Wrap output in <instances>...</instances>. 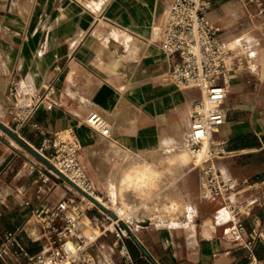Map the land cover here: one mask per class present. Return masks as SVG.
I'll return each mask as SVG.
<instances>
[{
  "label": "crops",
  "instance_id": "0c3cea01",
  "mask_svg": "<svg viewBox=\"0 0 264 264\" xmlns=\"http://www.w3.org/2000/svg\"><path fill=\"white\" fill-rule=\"evenodd\" d=\"M210 1L208 17L214 23L232 34L248 30V36L262 43V49L251 54L255 74L236 73L230 80L226 120L215 135L226 139L230 154L215 164L234 185L232 200L242 209L236 219L250 227L258 218L264 226V0L261 15L247 0ZM168 3L0 0V122L33 148L41 140L31 129L34 123L44 128V135L73 130L81 143L79 161L95 195L111 206L112 191L115 204L128 210L129 223L122 221L145 250L127 241L137 264H245L244 251L225 238L229 217L217 199L197 194L187 210L170 217L171 198L185 197L170 196L172 182L166 176L161 213L153 208V178L143 188H129L125 181L133 168H147L155 175L150 168L158 162L157 153L173 147L184 163L182 155L190 151L189 110L196 91L177 89L165 79L176 59L158 47ZM57 75L61 107L47 111L38 105L20 127L14 117L17 110L10 114L8 109L31 107L33 94ZM10 80L17 99L5 94ZM91 112L103 117L108 137L83 123ZM176 161L180 163L179 158ZM70 195L74 191L67 183L45 171L40 161L0 130V241L3 233L20 230L27 252H38L42 229L31 212L41 205L54 207ZM88 214L105 223L97 209ZM110 242V236L101 237L89 249L98 259L111 258L119 264ZM255 254L264 264V248L256 246Z\"/></svg>",
  "mask_w": 264,
  "mask_h": 264
},
{
  "label": "built area",
  "instance_id": "2783aa9c",
  "mask_svg": "<svg viewBox=\"0 0 264 264\" xmlns=\"http://www.w3.org/2000/svg\"><path fill=\"white\" fill-rule=\"evenodd\" d=\"M247 3L257 7V15L263 13L262 0H247ZM210 8V0H169L158 47L176 59L165 79L177 89L196 91L189 110L188 147L193 158L191 169L199 173V191L217 199L226 210L229 226L224 232L225 238L244 251L245 264H262L256 257L255 248L258 245L264 248V226L258 218L253 219L254 224L250 227L236 219L242 209L233 203L234 185L223 177L215 164L216 159L230 154L226 150V139L215 138L226 120L224 104L230 80L236 73L255 74L257 64L251 54L254 49H262V43L259 39L249 43L248 30L232 34L214 23L208 17ZM248 21L253 22V17ZM232 40L236 42L232 43ZM60 82L61 77L57 75L43 85L33 94L31 107L8 109L10 114L13 109L17 110L14 117L20 127L27 124L38 105L47 111L61 107L57 90ZM15 86L10 80L5 91L7 97L17 99ZM19 99L22 101V97ZM83 123L108 137L105 120L97 112L89 113ZM31 129L41 135L40 144L34 149L86 195L95 198L91 194H95L93 186L78 158L81 143L73 130L66 128L44 135V128L36 123ZM42 165L45 171L59 179ZM71 189L74 195L60 200L54 207L41 205L31 212L30 217L42 229L41 249L31 255L20 241V230L5 232L0 241V264H117L111 258L98 259L89 249L97 239L108 236L111 237V248L120 258L119 264H137L127 247L130 240L127 232L118 220ZM261 204L264 205V199ZM92 208L97 209L104 224L98 216L88 214ZM86 229L89 230L87 234Z\"/></svg>",
  "mask_w": 264,
  "mask_h": 264
},
{
  "label": "rangeland",
  "instance_id": "374dc122",
  "mask_svg": "<svg viewBox=\"0 0 264 264\" xmlns=\"http://www.w3.org/2000/svg\"><path fill=\"white\" fill-rule=\"evenodd\" d=\"M247 37H248L247 39H250L249 41H255V38H253V35H249ZM24 151L26 150L24 149ZM177 153H178V150L172 147V148H169L167 152L155 154V158L156 156H158L157 157L158 162L155 163V167L150 168V170L154 169L156 174L149 175L150 176L149 180L151 178L154 179L153 181V188H154V194H155V203L153 206L154 211L158 210V212L161 213L162 187L164 185L163 177L166 176L169 179V182H172V184L169 185V190H168L170 196L175 197L178 195V193L184 195L185 200H178L176 197L171 198L170 203H169V209H170V214H171L170 217H174V216L177 217L179 214L182 213L183 209L187 210V207H190L191 203H194L197 201V194L203 199L207 198V196L201 194L199 191V174L197 170L191 169L192 161H191L189 151H186V154L188 155V157H187V160L184 161L185 164L181 162L180 156L176 157ZM177 158H179L180 163L176 161ZM181 164H184V165L181 166ZM146 185L147 183L137 188H143ZM131 187L136 188L134 186H129V188ZM174 202L176 203V205L174 207H171V204ZM106 206L110 207V203H107ZM156 213L157 212H155V214ZM155 217L156 219H161L160 214H157ZM84 231H89V230L86 229Z\"/></svg>",
  "mask_w": 264,
  "mask_h": 264
},
{
  "label": "water",
  "instance_id": "95a60500",
  "mask_svg": "<svg viewBox=\"0 0 264 264\" xmlns=\"http://www.w3.org/2000/svg\"><path fill=\"white\" fill-rule=\"evenodd\" d=\"M0 130L4 132L8 137H10L13 141H15L19 146H21L23 149H25L28 153H30L32 156H34L38 161H40L42 164L47 166L49 169H51L58 177L60 180L64 181L67 183L70 187L75 189L77 192L80 194L84 195L87 197L90 201H92L99 209H101L103 212L108 214L112 219L118 220V224L120 227H122L126 232L129 237V239L141 249L143 253H145L144 248L140 244V242L135 238L133 232L131 229L121 220L117 218L115 213L110 211L108 208L103 206L99 201H97L95 198L86 195L82 190H80L74 183H72L69 179H67L65 176H63L60 172H58L51 164L48 163V161L40 155L31 145H29L25 140H23L16 132L12 131L9 127L4 125L2 122H0Z\"/></svg>",
  "mask_w": 264,
  "mask_h": 264
},
{
  "label": "bare ground",
  "instance_id": "6f19581e",
  "mask_svg": "<svg viewBox=\"0 0 264 264\" xmlns=\"http://www.w3.org/2000/svg\"><path fill=\"white\" fill-rule=\"evenodd\" d=\"M190 150V149H189ZM189 154H190V157H191V161H192V155L189 151ZM187 157L188 155L185 153L182 155V158L184 159V161L187 160ZM149 175H150V172L147 168H133L131 170H129L125 176V181H126V184L127 186H134V187H141L143 186L144 184L147 183V180L149 178ZM95 199L97 201H99L103 206H105L106 208H108L110 211H112L113 213H115V215L117 216V218L119 220H123L125 223H129L130 221V217L127 213V211L123 208H119L115 202H114V197H113V192L112 191H109L108 194H109V197L111 198L112 200V205L110 207L106 206L104 201L97 195H95L94 193H91ZM224 212H225V215L228 219V214L226 212L225 209H223ZM130 213V212H129ZM85 234H87L89 231H84ZM95 232H97V230H95Z\"/></svg>",
  "mask_w": 264,
  "mask_h": 264
}]
</instances>
